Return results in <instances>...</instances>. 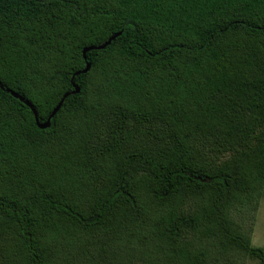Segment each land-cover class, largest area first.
<instances>
[{
  "label": "trees",
  "instance_id": "1",
  "mask_svg": "<svg viewBox=\"0 0 264 264\" xmlns=\"http://www.w3.org/2000/svg\"><path fill=\"white\" fill-rule=\"evenodd\" d=\"M263 197L264 0H0V264H264Z\"/></svg>",
  "mask_w": 264,
  "mask_h": 264
},
{
  "label": "water",
  "instance_id": "2",
  "mask_svg": "<svg viewBox=\"0 0 264 264\" xmlns=\"http://www.w3.org/2000/svg\"><path fill=\"white\" fill-rule=\"evenodd\" d=\"M116 35H113L108 41H106L104 44H101V45H98V46H89V47H86L84 50H83V53L86 54V52L92 48H103L105 47L107 44H109L111 42V40L115 37ZM90 68V64L88 63L86 68L83 69L82 71H78V73H81V72H86L88 71ZM80 90V87L78 85L75 86V90L74 91H68L64 94V96L62 97V99L60 100V102L57 104V106L54 108V110L52 111L51 115L49 116V118L47 119V121H45L44 123H41L39 122L38 120V114H37V110L35 109V107L33 106V104L25 99L23 96H21L20 94L12 91V93L16 96V97H19L20 99H22L23 101H25V103H27L31 109L33 110L34 114H35V117H36V120H37V123L39 125V127L41 128H45V127H48L50 125V121H51V118L52 116L58 111V109L60 108V106L62 105L65 97H67L69 94L71 93H75V92H78Z\"/></svg>",
  "mask_w": 264,
  "mask_h": 264
},
{
  "label": "rangeland",
  "instance_id": "3",
  "mask_svg": "<svg viewBox=\"0 0 264 264\" xmlns=\"http://www.w3.org/2000/svg\"><path fill=\"white\" fill-rule=\"evenodd\" d=\"M253 244L258 246H264V197L260 201V205L257 211L256 222L252 235ZM246 264H261L256 259H248Z\"/></svg>",
  "mask_w": 264,
  "mask_h": 264
}]
</instances>
